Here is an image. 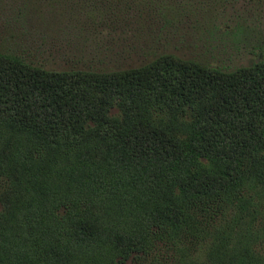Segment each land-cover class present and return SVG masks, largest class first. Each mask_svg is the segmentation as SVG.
I'll return each instance as SVG.
<instances>
[{"label": "trees", "instance_id": "obj_1", "mask_svg": "<svg viewBox=\"0 0 264 264\" xmlns=\"http://www.w3.org/2000/svg\"><path fill=\"white\" fill-rule=\"evenodd\" d=\"M99 1L108 23L132 3ZM230 1L138 6L166 25ZM0 264H264V57L93 71L0 51Z\"/></svg>", "mask_w": 264, "mask_h": 264}, {"label": "rangeland", "instance_id": "obj_2", "mask_svg": "<svg viewBox=\"0 0 264 264\" xmlns=\"http://www.w3.org/2000/svg\"><path fill=\"white\" fill-rule=\"evenodd\" d=\"M21 1L0 2V51L52 70H122L161 53L230 70L264 57V5L255 13L246 0H232L209 18L174 16L166 25L153 12L140 13V0L110 23L99 0ZM237 23L243 32L233 30Z\"/></svg>", "mask_w": 264, "mask_h": 264}]
</instances>
